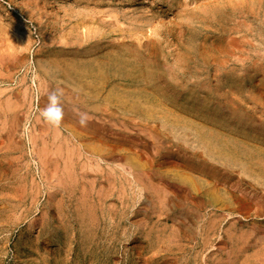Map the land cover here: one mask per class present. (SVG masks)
I'll use <instances>...</instances> for the list:
<instances>
[{"label": "rangeland", "instance_id": "374dc122", "mask_svg": "<svg viewBox=\"0 0 264 264\" xmlns=\"http://www.w3.org/2000/svg\"><path fill=\"white\" fill-rule=\"evenodd\" d=\"M263 38L264 0H0V264H264Z\"/></svg>", "mask_w": 264, "mask_h": 264}, {"label": "bare ground", "instance_id": "6f19581e", "mask_svg": "<svg viewBox=\"0 0 264 264\" xmlns=\"http://www.w3.org/2000/svg\"><path fill=\"white\" fill-rule=\"evenodd\" d=\"M204 2V1H203ZM19 10L20 11H22L23 13H25V10H23L22 8H19ZM178 11V10H177ZM198 11H200V10H198ZM174 13V12H173ZM200 25L201 26H204V25H206V23L204 22V21H202V22H200ZM185 33V32H184ZM262 34V33H261ZM261 36V35H260ZM194 36L192 35V34H189V37H188V40H189V42H191L194 38H193ZM263 40H264V38H263ZM235 42V41H234ZM207 43H208V38L206 37L205 39H204V45L206 46L207 45ZM202 44V43H201ZM193 47V46H192ZM261 47V46H260ZM259 48V47H258ZM256 52V51H255ZM198 53H200V54H202L200 51H198ZM206 53L207 52H205V54L204 55H206ZM257 54H259V56H260V59H261V61L262 60H264V50L263 51H259V52H256ZM254 55V54H253ZM258 56V57H259ZM232 57L233 58H235V60H239V61H242L243 59H247V57L245 58L244 56V58L243 57H236L235 55H232ZM136 59V58H135ZM147 59V58H146ZM149 59V58H148ZM186 59H187V61H189L188 59V57H186ZM250 59V58H249ZM258 59V58H257ZM153 61V60H152ZM144 62V61H143ZM147 62V61H146ZM262 63V62H261ZM219 65L217 66V67H221L220 65H221V63H218ZM187 66L185 65V70L187 71ZM257 69H259V71L260 72H262V76H263V80H262V83L264 84V64H262V65H260ZM172 70V69H171ZM235 70L234 69H231L230 71H228V72H224L222 75H223V77H225V80H226V82L227 83H230V82H232L231 80V78H232V76L231 75H233L235 72H234ZM118 75L120 76V80H122L123 82H125L126 83V85H124V88L126 89V90H128L129 92H132V93H139V94H144V93H147V91H148V89H154V86H156L155 84H149V83H145L144 84V80H147L148 78H155V76L157 75L156 74V71H154V70H151V69H143V68H139V67H137L135 64H132V63H128V64H126V63H122L121 65H120V67H118ZM194 73L195 74H198V72L196 71V70H194ZM180 74H182V75H184L185 73H180ZM194 74V75H195ZM192 75H193V72H192ZM220 75H221V73H220ZM103 77H104V75H103ZM101 80H103V79H101ZM148 81V80H147ZM147 84V85H146ZM232 84H234L233 82H232ZM105 86V85H104ZM167 88H169V89H179V88H182V86H177V85H168L167 86ZM212 87H210V86H208V85H202V83L201 84H197V85H195V86H192V87H189V88H187L186 90H187V92H190V94L192 93V94H194L196 91H198V92H201V91H207V90H210ZM94 89V88H93ZM214 89H217V90H219V89H221V87H216V88H214ZM94 90H97L96 88L94 89ZM111 93V92H110ZM91 94V93H90ZM112 94V93H111ZM109 96V95H108ZM114 97V96H113ZM129 98V97H128ZM92 99H94L95 100V97L93 98L92 97ZM148 99V98H147ZM121 102H123V101H121ZM135 103V102H134ZM136 104V103H135ZM94 106H95V104H94ZM78 107V106H77ZM84 108V107H83ZM87 109H89L88 107H86ZM85 108V109H86ZM94 107H91L90 109H93ZM95 108H96V106H95ZM94 108V109H95ZM232 108V107H231ZM235 108V107H234ZM233 109V108H232ZM232 109H228L227 108V111L229 110L230 111V113L234 116V118H235V120L237 119V121H240V122H244L243 124L244 125H246V123H248V119H250V115L249 114H244L243 112L244 111H242V112H239V110L240 109H236V111L235 110H232ZM137 110V109H136ZM132 111H134V110H132ZM229 113V114H230ZM252 117V116H251ZM253 118V117H252ZM249 122H251V120L249 121ZM253 125V124H252ZM81 138H82V136H80ZM79 138V137H78ZM68 140V139H67ZM233 145V144H232ZM235 145V144H234ZM235 147H233V149H234ZM238 149H240V148H238ZM227 150V151H226ZM226 150H224V151H226V152H228V153H234L235 151L234 150H232V149H230V148H226Z\"/></svg>", "mask_w": 264, "mask_h": 264}, {"label": "clouds", "instance_id": "9594fccd", "mask_svg": "<svg viewBox=\"0 0 264 264\" xmlns=\"http://www.w3.org/2000/svg\"><path fill=\"white\" fill-rule=\"evenodd\" d=\"M41 115L53 127H59L63 119V109L59 106V97L53 94L49 97V104L41 110ZM87 117L83 116L80 120L81 125H85Z\"/></svg>", "mask_w": 264, "mask_h": 264}]
</instances>
